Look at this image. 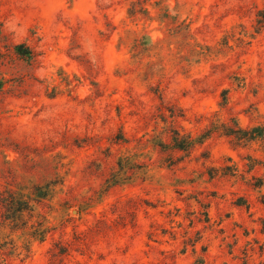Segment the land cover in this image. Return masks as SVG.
<instances>
[{
    "label": "clouds",
    "instance_id": "9594fccd",
    "mask_svg": "<svg viewBox=\"0 0 264 264\" xmlns=\"http://www.w3.org/2000/svg\"><path fill=\"white\" fill-rule=\"evenodd\" d=\"M0 264H264V0H0Z\"/></svg>",
    "mask_w": 264,
    "mask_h": 264
},
{
    "label": "rangeland",
    "instance_id": "374dc122",
    "mask_svg": "<svg viewBox=\"0 0 264 264\" xmlns=\"http://www.w3.org/2000/svg\"><path fill=\"white\" fill-rule=\"evenodd\" d=\"M240 203H243V201L241 200Z\"/></svg>",
    "mask_w": 264,
    "mask_h": 264
}]
</instances>
